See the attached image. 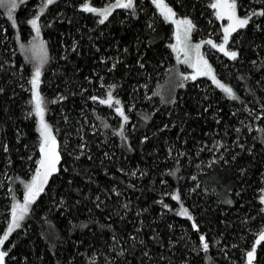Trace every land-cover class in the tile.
<instances>
[{
	"label": "trees",
	"instance_id": "16d2710c",
	"mask_svg": "<svg viewBox=\"0 0 264 264\" xmlns=\"http://www.w3.org/2000/svg\"><path fill=\"white\" fill-rule=\"evenodd\" d=\"M87 1L112 0H54L43 13L46 0H27L11 17L0 7V237L39 167L30 81L41 58L46 119L62 155L0 245L4 264H245L253 247L264 264V241L256 243L264 228V16L234 33L237 59L206 49L238 99L206 78L166 98L172 25L150 0L103 23L84 10ZM165 1L192 19L194 39L221 40L211 0ZM236 2L241 17L264 9V0ZM37 15L34 39L27 21ZM109 90L112 106L99 102ZM181 206L191 219L178 215Z\"/></svg>",
	"mask_w": 264,
	"mask_h": 264
},
{
	"label": "snow or ice",
	"instance_id": "6c2138e0",
	"mask_svg": "<svg viewBox=\"0 0 264 264\" xmlns=\"http://www.w3.org/2000/svg\"><path fill=\"white\" fill-rule=\"evenodd\" d=\"M152 2L160 10L161 14L164 16L166 20H172L173 23L177 25V36H176L177 41L178 43H184L185 47L178 48L177 45H172L171 47L175 51H177L178 54L181 51H183L185 56V60L183 62L190 63L186 41L194 25L189 19L173 20V18L176 16V13L168 4L164 2V0H152ZM52 3H54V0H46L44 5L40 9V13H43L44 9L48 5H51ZM210 6L213 9H217L215 13L217 17L221 19L226 17L229 23L223 30L224 34H223L222 43L215 44L212 40H208L205 43L211 45L213 48H218L220 52H223L225 55L229 56L232 60H235L237 59L238 53L236 51L226 50V45L229 42L231 34L236 32L238 29H242L246 27L249 24V22L252 20L253 16H264V9H261L258 12L253 11L250 15H247L244 18H240L237 15V11H236L237 8L236 0H216V3H213ZM0 7H6L8 9L9 16L11 17L13 10L16 9L17 7V3L16 0H0ZM83 7L84 10L88 12H99V14L103 16V19H101L99 22L103 23L104 20L108 18V15L111 13V11L114 8L132 9L134 5H133V0H127V2H123V0H116L115 4H112L108 8H105L103 10H98L94 7L89 6L88 4H85ZM38 21H39V15L27 21L29 24L32 25V27L36 31V37H34V39L39 37L40 34V25ZM12 23L15 24L14 19L12 20ZM181 25L184 26L183 41H181V34H180ZM257 27L259 26L257 25ZM194 47L196 49L195 60L194 62H191L190 66L195 69V73L191 76H183L181 74V79L195 80L197 76H210L213 83H215L219 88H221L228 97L232 99H238V97L236 96V94L234 93L231 87L227 86L226 84L222 83L220 80L217 79V77L213 73V69L211 65L208 63L207 60L204 59L203 55L199 51L201 45L197 44ZM41 49H43V43H41ZM177 58L179 59V55ZM44 62H45V58H41L40 61L41 66ZM41 66H37L35 68V72L30 81L33 91V100L30 101V103L34 104V112L36 115L40 117V121H39L40 133L42 136V144L40 147V152L43 155L42 158L38 161L39 167L35 170V175L33 176L31 182L25 185L26 194L24 196V202L23 203L17 202L12 206L11 222L9 223L6 232L3 234L2 237H0V245H3L4 242L8 240L9 235L16 228L20 226L19 222L23 220L25 215L28 213L29 205L33 203L35 198L40 194V192L44 190V185L47 183L49 176L53 172L57 171V164L60 159L59 153L56 150L55 137L51 135V128L44 120V112H45L44 99L39 92ZM181 86L183 85L181 84ZM110 87L114 88L115 86L113 85ZM92 99L97 100L98 98L92 97ZM112 101H113L112 92L111 90H109L107 93V99L100 100L99 102L101 104H108L109 106H112ZM53 103H55V101H53ZM115 103L119 105L120 101L116 100ZM115 111L119 113L120 116L124 117L125 121H127L128 117L124 114V111L121 107H116ZM173 199L180 200V196L177 194L173 196ZM262 199H264V197H262ZM165 207H167V205H165ZM178 215L188 216L191 219L188 210L186 208H183V206H181V210L178 212ZM193 227L195 228L196 225L193 224ZM200 240L202 242L203 251L207 252L209 250V244L206 242L205 237L203 235L200 236ZM260 241H264V234H262L259 237V240H257L256 243H259ZM254 254H255V247H253V249L247 253L248 264H252V259L254 258ZM7 255L8 253L6 251L0 250V264H4L5 257Z\"/></svg>",
	"mask_w": 264,
	"mask_h": 264
},
{
	"label": "rangeland",
	"instance_id": "374dc122",
	"mask_svg": "<svg viewBox=\"0 0 264 264\" xmlns=\"http://www.w3.org/2000/svg\"><path fill=\"white\" fill-rule=\"evenodd\" d=\"M25 1H27V0H16L17 7H16V9L13 10L12 14H14V12L18 9V7H19L22 3H24ZM150 1L152 2V0H150ZM123 2H127V0H123ZM164 2L166 3L165 0H164ZM115 3H116V0H112V1H110V2H107V3L104 4V5L96 6V5H93L92 3H90L89 1H87V2H85V3L83 4V6H84L85 4H88L89 6L94 7V8H96V9H98V10H103V9L108 8L110 5L115 4ZM134 3H135V0H133V4H134ZM152 3H153V2H152ZM213 3H216V0H211L210 5L213 4ZM153 4H154V3H153ZM166 4H168V3H166ZM154 5H155V4H154ZM168 5H169V4H168ZM236 5H237V2H236ZM155 6H156V5H155ZM169 6H170V5H169ZM170 7H171V6H170ZM2 8L4 9V11H5L6 13L9 14L8 9H7L6 7H2ZM171 8H172V7H171ZM115 9H117V8H114V9L111 11V13H112ZM157 9H158V8H157ZM172 9H173V8H172ZM211 9H212V12H213V17H214V19L220 21L221 23H222V22L224 23V27H223V30H224V28L228 25L229 21L227 20L226 17L223 18V19L217 17L216 14H215L216 11H217V9H213L212 7H211ZM158 11H159V13L161 14V12H160L159 9H158ZM173 11H174V9H173ZM236 11H237V15H238L240 18H244V17H241V16L238 14V9H237V8H236ZM174 12H175V11H174ZM92 13H94L95 15H97L100 19H103V16H101V15L99 14V12H92ZM111 13H110V14H111ZM175 13H176V12H175ZM110 14L108 15V17L110 16ZM161 15H162V14H161ZM162 17L164 18L163 15H162ZM107 19H108V18H107ZM107 19H106V20H107ZM164 19H165V18H164ZM181 19H189V20L192 22V24H193L192 19H190L189 17H182V16H179V15L176 14V16L173 18V20H181ZM106 20H104V21H106ZM165 20H166V19H165ZM166 21L169 22V23L172 25V28H173V42H172V45H177L178 48H184V47H185V44H184V43H178L177 38H176V36H177V25H176L175 23H173L172 20H166ZM193 25H194V24H193ZM183 27H184L183 25L180 26L181 41L184 40V36H183ZM238 30H240V29H238ZM238 30H237V31H238ZM193 32H194V27L192 28L191 32L189 33V35H188V39H187V41H186V44H187V51H188V53H189V58H190V63H184V62H183V61L185 60V56H184V52H183V51H181V52L178 54L177 51H175V50L172 48V50H173V54H174V64H173V66H172V69H171V71H170L168 77H167V84H166V86H167V87H171V89L168 88L167 91L164 90V92H165L164 97H166V98H167V97H172V93H173V91H174V92H177V91L179 90V88L185 87V86L188 84V82H189L190 80H192V79L182 80V79H181V74H182L183 76H191V75H193V74L195 73V69L192 68V67L190 66V65H191V62H194V60H195V55H196V49H195V47H194L195 45H197V44H200V45H201L199 51H200V53L203 55L204 59L207 60L208 63L211 65V67H212V69H213V73L215 74V76L217 77L218 80H220V79L218 78V76H217V74H216V71H215L213 65L211 64V62H210V60H209V58H208V55H207V53H206V49L211 50V51H216L218 54H223L225 57L230 58L229 56L225 55L223 52H220L218 48H213L211 45L205 43L206 41H203V40H196V39H194V37H193ZM234 33H235V32H234ZM234 33H232L231 36H230L229 42H228V44L226 45V50H228V51H236V52H237V50L230 48V45H229V44H230V41H231V38L233 37ZM223 34H224V32H222L221 40H220L219 42H216V41H214V40H212V39H209V40H212L215 44H220V43L223 42ZM207 41H208V40H207ZM37 46H39V42H38V41H36V42L33 44V48H37ZM178 55H179V59L177 58ZM230 59H231V58H230ZM231 60H232V59H231ZM198 78H206V79H208V80H209L214 86H216L217 88H219L215 83H213V81H212V79H211L210 76H197L196 79H198ZM40 79H41V78H40ZM220 81H221V80H220ZM221 82H222V81H221ZM222 83H223V82H222ZM181 84H182L183 86H181ZM40 86H41V85H39V92H40V94H41V96H42V92H41V89H40L41 87H40ZM227 86H228V85H227ZM31 87H32V86H31ZM167 87H166V88H167ZM220 89H221V88H220ZM30 99H31L30 101L33 100V91H32V93H31V98H30ZM44 106H45L44 120H45V122L49 125V123H48V121H47V119H46V112H47V111H46V105L44 104ZM30 114L33 115V116L35 117V119L37 120L38 128H39V136H40V147H41V144H42V136H41V133H40V123H39V121H40V117H39L38 115L35 114V112H34V104H33V103H30ZM49 126H50V125H49ZM50 128H51V126H50ZM51 135H52L53 137H55V140H56V135H55V133H54V131H53L52 128H51ZM34 175H35V173L30 177L28 183L31 182V180H32V178H33ZM43 191H44V190H43ZM43 191H42V192H43ZM42 192H40V194H41ZM25 194H26V190L24 191V194H23V196H22V199L19 201V203H23V202H24V196H25ZM40 194L35 198V200L40 196ZM262 234H264V228L260 231L259 237H260ZM255 256H256V248H255L254 258L252 259V264H256V262H255V258H256V257H255ZM245 264H248V258H246V263H245Z\"/></svg>",
	"mask_w": 264,
	"mask_h": 264
},
{
	"label": "water",
	"instance_id": "95a60500",
	"mask_svg": "<svg viewBox=\"0 0 264 264\" xmlns=\"http://www.w3.org/2000/svg\"><path fill=\"white\" fill-rule=\"evenodd\" d=\"M55 141H56V150H57V152L59 153V156H60L59 162H58V164H57V171H58L59 168H60V166H61V163H62L61 143H60L59 140H55ZM42 155H43V154L40 152L39 160L42 158ZM57 171L53 172V173L49 176V178H48V180H47V183L44 185V189L47 188V186L49 185V183H50L52 177L54 176V174H55Z\"/></svg>",
	"mask_w": 264,
	"mask_h": 264
}]
</instances>
